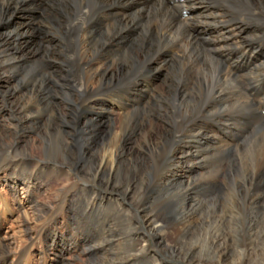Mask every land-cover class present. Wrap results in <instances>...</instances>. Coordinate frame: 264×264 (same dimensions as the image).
<instances>
[{
	"label": "bare ground",
	"instance_id": "6f19581e",
	"mask_svg": "<svg viewBox=\"0 0 264 264\" xmlns=\"http://www.w3.org/2000/svg\"><path fill=\"white\" fill-rule=\"evenodd\" d=\"M236 1L246 3L250 16L247 20H241L243 15L241 19L234 18L230 13L229 6ZM33 2L45 3L36 20L21 13ZM96 5L106 6L105 16L97 17V27L91 28L87 24L93 18L91 8ZM133 8L136 10L127 12ZM117 16L112 24L99 29L108 18ZM130 28L138 30L133 39L123 35L124 29ZM120 36L129 43L122 50L118 48L121 51L110 48V44L121 40ZM45 38L48 46L41 44ZM170 43L178 45L175 48L179 56L175 52L171 58L163 54ZM44 59L51 61V72L43 69ZM141 67L150 68L148 79L136 80L122 97L101 98L99 91H109ZM244 89L254 93L247 92L248 96ZM260 92H264V0H0V131L5 137L13 136L18 124L21 130L29 126L40 137L58 134L54 127L51 132L47 122L56 116L59 102L62 103L60 95L72 97L64 107L67 118L81 119L87 124L93 120L103 123L97 109H92L90 117L79 111V105L87 99L86 103H93L99 95L95 101L109 103L106 117L120 111L125 119L118 129V143L101 147L98 140L85 142L76 154L77 159L65 161L83 180L89 179L93 192L100 184L138 202L156 247H166L172 256L182 252L184 261L198 256L199 261L208 262L213 248L227 245L224 237L220 238L222 216L213 202L204 200L216 196L219 188L226 186L230 166L237 164L240 153H247L250 146L256 152L254 166L249 169L241 160V175L264 185V118L257 115L264 110V96H257ZM141 101L138 109L135 105ZM2 103L13 107L14 117L4 116ZM134 106L138 111L130 110ZM200 117L207 118V131L200 125ZM0 145V154L20 156L18 142L0 140ZM55 161V157H48L38 165L67 177L62 165L66 162ZM207 166L211 169L205 172ZM5 172V183L21 182ZM231 183L237 185L236 180ZM254 189L248 190L252 193ZM245 193L251 215L238 229L240 233L248 230L240 264H247L252 254L257 255L259 243L264 240V207L253 206L259 198L264 205V193H252L251 197L248 191ZM102 199L124 224V232L113 240L117 226L108 220L111 239L105 242L117 247L123 242H134L131 246L141 257L148 245L135 239L137 229L128 222L129 214L125 215L122 205L112 197L100 196L99 200ZM197 231H202L199 240L186 244ZM169 233L176 236L174 247L165 244ZM98 248L103 250L101 246L92 247ZM139 255L132 254L116 264L139 262ZM20 256L19 259L24 258ZM221 257L209 261L210 264H222ZM4 261L1 256L0 264ZM153 264L159 263L155 260Z\"/></svg>",
	"mask_w": 264,
	"mask_h": 264
},
{
	"label": "rangeland",
	"instance_id": "374dc122",
	"mask_svg": "<svg viewBox=\"0 0 264 264\" xmlns=\"http://www.w3.org/2000/svg\"><path fill=\"white\" fill-rule=\"evenodd\" d=\"M234 4L229 6L230 13L232 14V16L234 18L241 19L243 15L245 17H243L241 20H247L250 16L247 7H245L246 3L243 1H240L238 3V1H236ZM34 5L37 8H34L35 7ZM43 5H45V3L43 4H39V3L37 4L34 2L30 3V5H28L29 6L28 10L23 9L21 10V13L23 12L25 17L27 18L31 17L30 19L34 18L36 20L42 14L41 10H43L42 9L44 7ZM105 7L106 6L96 5L91 8L90 13L93 15V18H91L92 20L87 24V26H91V28L97 27V23H98L97 17H100V15L101 17L105 16V12H103V10H105L104 9ZM134 9L136 10V8H133L128 10L127 12L130 11V13H132ZM127 12H125V14ZM117 18H119V16L108 18V20H106V24L100 26L99 29L102 30L109 22H110L109 24H112ZM130 30L131 28L126 30L124 29L123 33L125 32V34L123 33L122 34L128 37L133 36L132 37L133 39L137 36L138 30L134 28L132 31ZM120 39L121 40H118V42H114L110 44V48L112 47L117 51H121L127 45V43H129L121 36ZM35 40L37 41V39ZM41 42H43L41 43L42 45H46V46L49 45L48 38L43 39ZM177 44H179V42ZM168 45H167L168 49L166 48L167 46H165L166 51L163 52L165 56L166 54H168L167 56L168 57L170 56L169 58H171L174 52L176 56L180 55L179 53H176L177 47L175 48V46L178 45H175L173 43H170ZM118 48L119 49L121 48V50H119ZM204 48H206V46ZM165 56L163 57L167 59V57ZM43 61H44L42 64L43 69L45 68V71L51 72L52 71L51 61L48 59L47 61L46 59H44ZM176 68L177 66L175 65V69ZM149 69L150 68L144 70L143 67H141L139 70L138 69L135 70L134 72L128 75L130 76L129 77L130 80L126 76L121 83L120 82L118 83L119 85L110 88L109 91L108 89L102 90L103 93L99 91L100 92L99 95L101 96V98L122 97L125 94L124 92H126L130 88L131 84L134 83L136 80H145L148 79L149 76H151L150 74L151 71H149ZM239 72L240 70L237 71L236 73L238 74ZM139 73L140 75L143 76H140ZM126 79L128 80L126 81ZM120 86L124 87L126 90L122 87L121 89H118L120 88ZM244 90L243 92L246 93V95L249 92L254 93L253 90H249V89H244ZM151 92L152 91H150V93ZM263 94L264 92L262 94L260 92V95L258 94L257 96L260 98L261 96L262 97L264 96ZM99 95L95 96L94 98L95 103L93 102L88 104L86 102L89 99H87V101L84 104L82 103V105H79V111H83L87 116L90 117L93 112L92 109L95 108L97 109V111H100L99 115L101 120L104 121L103 123L99 124L97 121L93 120L92 123L87 124L83 122L84 120L81 119L77 121L75 119L71 120L67 118L68 116L66 113L68 112L66 108L64 109V107H65V103L67 105L68 102L72 100V97L71 96L63 97L62 95H60L59 100L61 99L62 103L59 102L60 105L56 109V116L47 122V126L49 127L50 125L51 127V132L54 127L59 131L58 134L54 132L50 135L40 137L37 135L36 132H33L28 125L26 129L21 130L22 127H20L21 125L19 126L18 124L16 125L13 136L5 137L4 133L0 131L1 142H8V143L13 141L18 142L19 144L18 153L20 154V156H18L13 153L12 155L10 153L6 155L7 157L4 154H0V173H2L0 175V240L1 242H3L2 244H0L1 247L0 252L2 251L0 253V258L1 256L5 257V261L3 262V264H9L11 262H13V264H20V263L21 264H110V263L116 264V263H120L122 260L128 258L132 254L139 255L137 249L132 248L131 246L132 244H134V242H127V243L123 242L120 247H117V245L110 246L109 243L107 244V242H110L109 240L111 239V232L107 231L108 228L106 226L108 220L117 226V229L114 230V235L112 238L113 240H116L118 234L120 235L124 232V228H122L124 227V224H120L122 219L120 220L119 218L116 217L117 214H115V212L112 210V207L105 206L103 199L102 201L99 200L100 196L112 197L122 205L124 214L125 215L129 214L128 222H130V224L132 222L131 224L132 227H135L137 229V231L135 232V239L138 238L137 240H144L145 243L148 245L145 254L141 255V257L139 255L141 261L139 260V262L137 261L136 263H130V264H153L155 260L159 264H210L211 262L209 261L216 260V257L218 256L219 257L222 256L221 257L222 264H240L241 261L240 253H241L242 243L244 238L245 239L248 238V232H247L248 230L245 229L244 231H242L243 233H240L241 231H238V229H241L240 228L241 225L245 224L247 222V219L251 215L249 213L251 206L247 202V198H246L247 194L245 193V191L249 192L248 193L250 195L249 197H251L252 193H255L256 196L264 193V185L259 184L257 181L252 182L250 179H247L243 175H241L242 174L241 169L238 165L242 160V162H244L245 164V167L247 166L249 169L250 168L252 169V167L254 166L253 160H255L256 158V152L254 151V147L252 149L251 148L252 146H250L247 150V153L246 152L240 153L241 156L239 155L237 164L231 165L232 168L234 167L232 170L230 166L231 171L229 170L227 172L228 175L226 174L227 177H225V179L226 178L228 179L226 186L223 187L222 189L219 188L217 192L218 194L216 196L204 200V201H208V203L213 202V204H215L216 206V210L219 212L218 215L222 216L221 218H222L223 227L219 231L221 232L220 238L224 237L223 239L224 243H226L227 245L213 248V251L211 252L213 253L211 254V256L212 255L213 256L209 257L208 255V262H206L205 260L199 261L198 256H196V258H194L189 262L187 260L184 261V259L181 258L183 254L182 252H178L176 255L172 256L166 251V247L165 248H163L162 246L156 247L154 240L155 238L153 239L151 228L150 226L147 225L144 217V212L140 208L138 202L131 200L130 198L126 197L124 194H122L119 191H113L110 189L108 191L107 187L100 184L96 185V193H97L96 194L91 189V184L89 179L83 180L82 176L75 173L72 164L68 161H65V158L72 160L77 159L76 154L81 148V145L84 144L85 142L92 143L98 140V143L100 142L99 145L102 144L101 147H114L118 143V138H119L118 129H120V126L123 123H125V119L122 117V112L120 111L110 112V115L106 117L105 112L109 107L108 105L109 103L95 101V99L97 98L99 99L100 97ZM141 103L143 104V102L141 101L135 106L139 109ZM135 106L132 107V109L130 110L138 111V109L135 108ZM2 108H3L4 116H8V115L9 116L12 115L11 117L15 116V112H14L15 110H13V107L11 105L2 103ZM257 115L260 118H264V110L258 112ZM201 118L202 117H200V125L203 126L204 129L206 128L207 131V118L206 117H203L202 119ZM33 122L35 121L33 120ZM155 122L157 123V120H155ZM11 124L14 126L15 122L12 121ZM252 128L253 127H250L249 129L251 130ZM214 131H216V133L217 131L218 133H220V130L218 128H215ZM68 135L69 137H67ZM111 138L112 139L114 138L113 139L114 141ZM4 139L5 140L7 139L8 141L7 140L5 141ZM102 139L103 141L101 142ZM112 141L115 142V144ZM128 144L129 143H127V145ZM0 147L2 146L0 145ZM24 154L30 155L31 157L21 158V156ZM12 157L14 159H12ZM48 157H55L57 160L55 162L57 163L66 162L65 164L62 165H64L63 171L68 173L67 177L62 176L59 173L54 174L53 171L47 170V168L45 169L43 166L38 165V162L46 161ZM208 167L209 166H207L205 172L206 171L208 172V169H211ZM5 171H9L10 175H8V177L13 179L16 178L21 182L5 183L3 181L4 177H2V175L6 174ZM233 180L237 181V185L239 187H237V185L234 186L231 183V181ZM75 184L77 185L74 186ZM250 187L255 188L253 190L254 192L250 193V191L248 190L250 189ZM75 189L77 191H75ZM71 195H73L74 197ZM256 196L253 195L254 198ZM64 198H67L68 200ZM261 199L262 198H259L256 202H253L255 203V205L253 206L259 209L263 208L264 205L262 206V204L260 203ZM89 216L91 218H89ZM115 222H117V224ZM197 232H198L196 233L197 235L193 234L191 237L187 239L186 244L194 243L195 241L199 240L202 231H197ZM175 239L176 236L173 233H169L168 235H166L165 236V244H167L166 246L170 245L174 247ZM105 240H107V242H105ZM259 244L261 246L260 245L258 246L259 250L257 251V255L252 254L247 264H264V240ZM95 246L96 247L101 246L103 247V250L101 248L92 249V247ZM3 251L5 252V254L3 253ZM219 253L221 255H219ZM106 254L107 255L110 254V255L107 256ZM20 255L23 256L24 258H21ZM18 256H20L21 259H19Z\"/></svg>",
	"mask_w": 264,
	"mask_h": 264
}]
</instances>
